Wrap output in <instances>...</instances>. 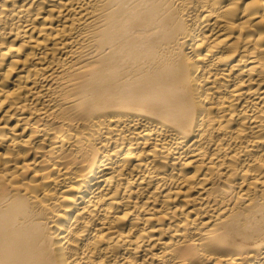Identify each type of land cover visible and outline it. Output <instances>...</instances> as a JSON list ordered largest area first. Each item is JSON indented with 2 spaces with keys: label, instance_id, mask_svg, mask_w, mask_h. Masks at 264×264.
Segmentation results:
<instances>
[{
  "label": "bare ground",
  "instance_id": "obj_1",
  "mask_svg": "<svg viewBox=\"0 0 264 264\" xmlns=\"http://www.w3.org/2000/svg\"><path fill=\"white\" fill-rule=\"evenodd\" d=\"M0 264H264V0H0Z\"/></svg>",
  "mask_w": 264,
  "mask_h": 264
}]
</instances>
